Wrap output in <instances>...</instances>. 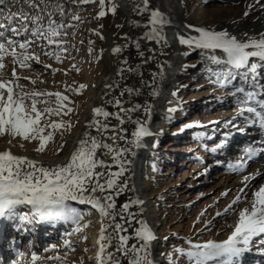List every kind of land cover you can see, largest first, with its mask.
Masks as SVG:
<instances>
[{"label":"snow or ice","instance_id":"obj_1","mask_svg":"<svg viewBox=\"0 0 264 264\" xmlns=\"http://www.w3.org/2000/svg\"><path fill=\"white\" fill-rule=\"evenodd\" d=\"M130 3V11L143 20V23L141 20H131L130 23L132 27L141 29L142 35L135 38L125 35L124 39L134 46L140 62L133 66L128 58L120 60L123 67H117L115 76L121 81L128 79L125 72L139 77L138 86L121 84L115 79L104 85L109 90L105 92L108 99L101 97L102 104L91 109L83 132L63 162L45 164L14 153L10 147L0 149V229L6 223H11L17 230L25 223L55 225L63 222L70 225L60 235V243L42 246V253L53 252V255L45 256L34 250L30 254L16 251V258L9 264H68V254L75 251L76 241L72 237L89 226L91 221H85V217L93 215L98 217L100 227L94 245L95 254L88 257L89 260H94L95 264H160L153 250L157 237L143 217L144 201L132 196L118 202L117 197L128 191L135 193L134 186L129 188L133 158L138 150L146 147L145 138L163 132L161 129L160 133H154L149 127L152 106L148 101L138 102L133 97L144 95L142 89H148V96L158 95L156 79L164 76L163 65L157 62L158 71H149L150 80L145 79L142 66L155 60V56L153 48L142 49L140 41L168 46L164 29L171 25V20L165 12L151 5V0H130ZM254 3L264 7L260 0H254ZM91 4L99 8L95 18H102L107 13L115 15L120 7L118 0H107V3L106 0H0V138L7 137V145L11 146L15 140L23 149L24 142L35 141L34 151L44 153L59 132L62 142L54 154L58 156L64 149L67 141H63V131H70L73 125L63 117L74 111L70 106L74 102L61 91L26 89L21 80L30 81L33 86L37 81L18 75L17 66L33 70V63H42L41 55L61 63L69 53V30L74 39L84 22L79 15L83 10L81 6ZM24 5L32 11H25ZM66 5L75 6L76 14H72V8ZM13 6H18L15 11ZM251 8L253 4L246 6L245 17L249 14L247 9ZM187 28L193 34L175 33L178 43L200 50L207 60L218 66L219 70L212 72L215 76L213 83L220 87L231 85L234 89L231 96L236 104V117L241 119L243 126L237 127L231 121L225 124H231L240 133L245 132V126H258L264 130V83H261L264 76L259 71L264 68V30L244 31L237 35L210 26L188 25ZM89 31L104 39L96 30ZM88 43V53L91 54L93 41ZM71 47L79 51L74 44ZM128 47V43L117 45L111 53L118 55ZM103 51L101 49L96 55L97 61L102 58ZM146 52L149 55L146 56ZM9 64L12 65L11 72L6 74ZM43 68L45 71L51 69L53 74L62 71L48 63H44ZM237 78L241 82L239 85L233 83ZM86 87L85 84L65 86V91L79 94ZM106 106H111L113 111L107 110ZM168 111L175 112L176 108ZM194 127L202 125L199 122L185 123L178 131ZM230 135V132L225 133L219 143L206 150L223 151ZM193 136L203 138L204 133H194ZM241 151V157L227 163L228 171L243 174L250 161L264 156V139L259 141V146L248 144ZM153 170H156L155 166ZM262 175L264 173L259 170L241 175V186L230 202L217 210L212 219H204L202 228L195 229L196 232L211 231L215 228L214 221L219 218L224 223L218 231L230 230L226 238H211L203 242L182 238L184 246H173L171 251L158 255L167 264H179L181 260L184 264H243L244 255L253 248L264 253V180L255 186L251 183ZM227 195L228 190L220 193L221 197ZM134 206L135 211L132 210ZM205 211L197 216L194 227ZM231 217L235 218L229 222ZM61 249L63 255L60 254ZM80 264H83V259Z\"/></svg>","mask_w":264,"mask_h":264},{"label":"rangeland","instance_id":"obj_2","mask_svg":"<svg viewBox=\"0 0 264 264\" xmlns=\"http://www.w3.org/2000/svg\"><path fill=\"white\" fill-rule=\"evenodd\" d=\"M161 2L164 3L163 5L166 3L165 0H161ZM118 3L120 4L121 0H118ZM170 4L179 15L181 14V18H187L196 23L204 21L207 26L217 30L221 29L215 27L214 23L223 17L224 10H229L234 14H242L246 10V6H237L234 9L229 1L223 2L222 0H170ZM16 7L18 6H13L12 10L15 11ZM23 7L25 11H32L27 5ZM66 7H71L72 14H76L75 6L66 5ZM81 7L83 10L79 12V15L84 22L77 30L74 39L71 37V30H69V53L65 54L61 63H56L54 59L41 55L42 63L39 65L33 63V70L21 69L17 66L18 75L21 77L29 76L37 81L33 86L30 81L21 80L26 89L30 90L35 87L38 90L61 91L63 94L69 95L74 102L70 105L74 111L69 116L63 117L64 120H70L73 125L70 131H63V141H67L73 135L81 122L95 83L105 76L104 65L106 61L110 62L108 70L113 71L122 55L121 52L112 57L110 61L106 53L110 41L116 45L119 44L126 19V12L121 4L115 15L107 13L102 18H95L99 11L98 5L91 4ZM199 12L205 16L203 19H199ZM136 18L141 20L140 16ZM142 21L141 23H143ZM232 24L234 23L232 22ZM100 27L103 29V33L100 31ZM89 30H96L104 39H100L99 35ZM178 31L181 34L183 32L181 28L177 29ZM230 32L239 35L244 31ZM81 40L83 43H80ZM89 40L93 41L91 54L88 53ZM73 44L79 51L71 47ZM167 47L181 57L182 63L178 74L181 78L175 81V77L178 75L173 77V85L167 92L166 103L161 109L162 114L155 121V127L159 133L161 129L163 132L149 140L147 158L141 169V183L145 189L143 198L149 201V212L153 217V224H156L153 231L158 238L155 244V248H157L155 252L157 253H167L172 250L173 246H184L182 238L190 237L193 242H203L206 239H216L221 235H227L226 229L222 232L218 231L220 228L216 226V221L220 220L219 218L214 221L215 228L211 231L196 232L195 229L202 228L204 219H212L215 212L227 205L240 187L238 184L232 188H224L227 186H225L226 178H230L232 175V172L227 170V163L230 160L235 162L239 158L234 153L237 149L235 146L239 145L240 141L234 142L231 148L226 147L223 151L211 152L206 149H211L216 143H219L224 133L228 131L239 138L250 137L252 134L248 126H245L244 133H240L232 128L231 124H225L226 121H231L237 127L243 126L242 122H237L236 104L231 96L234 91L233 87L231 85L220 87L212 82L215 80L212 72L218 71V66L207 60V56L203 55L200 50L189 49L179 43ZM101 49L104 50L102 58L97 61L95 57ZM44 63L51 64L53 68L62 71H57L55 74L51 72V69L45 71ZM11 67L12 65L9 64L6 74H10ZM259 71L264 76V68L259 69ZM37 74H39L38 79ZM233 83L239 85L241 82L237 78ZM79 84L87 86L79 94L65 91V86L78 87ZM173 92L176 93L175 96L172 95ZM169 108H176L170 119L166 115ZM54 118L60 119L59 117ZM190 122H199L202 127L185 129L183 132L178 131L183 124ZM199 132H203L204 137L194 138L193 134ZM173 133L176 134L173 135ZM6 141L7 137L0 138V145H6L20 153L23 151L30 152L48 161L57 157L54 154L55 149L62 142L61 134L57 132L54 141L49 142L46 146L45 152L37 153L34 151L37 146L35 141L24 142L23 149L15 140L11 146L7 145ZM153 143L156 144L155 147L152 146ZM66 152L67 143L58 157L64 156ZM217 161H221V163H217ZM153 166H155V171ZM225 190H228V195L221 197L220 193ZM209 205L212 207H208ZM78 207L84 208L85 206L78 205ZM202 210H206L205 214L200 217V222L196 223L194 227L193 222L196 221ZM94 217L95 215L86 216L85 221H91V223L72 237L76 241L75 251L68 254V264H80L81 259H83V264H93L88 259L89 255L84 249L89 250L91 245V226ZM61 223H58L57 229L47 227L46 222L34 223L40 226V231L37 230L40 235L36 234L37 232L20 231L17 236H14L8 233L4 234V228H2L0 230V237H2V239L0 238V261L3 264H9L11 259L16 258V251L30 254V251L34 250L45 256L53 255V252L42 253V246L53 242L60 243V235L66 228H70V225ZM42 231L43 233H41ZM83 237L87 239H83ZM164 237L167 239L165 240ZM60 254L63 255V249H61ZM159 260L160 264H167L163 257L159 256ZM179 264H184V261L181 260Z\"/></svg>","mask_w":264,"mask_h":264},{"label":"bare ground","instance_id":"obj_3","mask_svg":"<svg viewBox=\"0 0 264 264\" xmlns=\"http://www.w3.org/2000/svg\"><path fill=\"white\" fill-rule=\"evenodd\" d=\"M166 3L165 5L162 4L161 0H151V5L158 7L162 12H165L171 20V25L169 26H165L164 32L166 35V38L168 40V45H177L178 41L175 37V33H177V29H182V34H193L191 29H188L187 26L188 25H194V26H207V24L203 21V22H194L191 21L187 18H181L180 15L178 14L177 10L174 9L173 7H171L170 4V0H165ZM223 2H228L232 4L233 8H237V6H247L248 4H253V8L251 9H247L249 14L248 16H244L243 13L242 14H234V12H231L229 10H224L223 13V17L219 18L215 23L214 26L215 27H219V29L222 30H230V31H237V32H241L243 31H248V32H259L264 30V7H260L259 5H256L254 3V0H222ZM121 6L123 7V9L126 12V19H125V23L123 25L122 31H121V37L119 40V44L118 45H123L125 43H128L129 47L127 49H124L122 51V55L120 60H123L124 58H128V62L130 65H135L137 63L140 62L139 58L136 56V50L134 48V46L130 43L129 40L124 39V36L127 35L128 37L131 38H135L136 36L142 35V30L141 29H136L134 27H132L130 21L131 20H137V16L135 13H132L130 11L131 8V3L130 0H121ZM260 4L264 5V0H260ZM237 15V16H236ZM199 19H203L205 16L202 14V12L198 13ZM236 16V17H234ZM225 18V19H223ZM143 22V21H142ZM208 22V21H206ZM232 22L234 24H232ZM100 31L103 33V29L100 27ZM180 31V30H179ZM178 31V32H179ZM141 45H142V49L147 48V47H151L153 48V55L155 56V60L150 61L148 64L143 65L142 66V71L144 72L145 75V79H149L150 77L148 76V72L152 71V72H156L158 71L157 69V62H159L160 64L163 65V70H164V76L163 77H157L156 79V87H157V92L158 95L155 97H151L147 95V91L148 89H142V91L145 93L142 96L139 97H133V99L135 101L138 102H143V101H148V103L152 106L151 107V115L150 117H148L149 120V127L151 128V130L154 133H159V131L157 130V128L155 127V121L158 119L159 115L162 114L161 109H163V106L166 103V94L169 91V89L171 88V86L173 85V77L177 76L180 73V64L182 63L181 61V57L178 56L177 54L173 53L171 51L170 48H168L167 46H162L161 44H156L155 42H147V41H140ZM117 46L116 44L112 43L111 41L109 42V45L106 49V53L107 56L109 58V60L111 61L112 57H114V55L111 53V49L113 47ZM145 55H149L148 52L145 53ZM119 60V61H120ZM167 62V63H165ZM110 62L106 61V64L104 65V70H105V76H103V79H100L99 81H97V83H95V87L93 88V92H91V96L88 100V104L86 105L85 109H84V116L81 119V122L79 123L77 129L75 130V132L73 133V135L67 140V152L64 156L61 157H55L52 158L51 160H43L42 157L37 155H34L30 152H19L16 150H13L10 148V150L14 153H19V154H23V155H27L29 157L38 159L42 162H44L45 164H52L54 162H63L64 160L67 159L68 154L70 152V150L74 147V142L75 140L81 135V133L83 132L86 123L88 121V119L91 116V109L93 107L99 106L102 104V100L101 97H104V99H108L107 96H105V92H108V89L104 88V85L106 83H112L113 80L115 79V81H117L118 83H126L129 86H138V81H139V77L133 76L127 72H125V75L128 77L127 80L121 81L120 77L115 76V73L117 71V67H123V65H120L118 63V65L115 67V69L113 71H109L108 70V66H109ZM263 76V75H262ZM181 78V76H177L175 77V81H178ZM190 81V79H189ZM188 81V82H189ZM261 83H264V79L261 80ZM118 94V93H117ZM127 106V105H125ZM107 110L109 111H113L111 106H106ZM166 115L171 117L172 112L170 113L168 110L166 111ZM237 122L241 123V119L238 117L237 118ZM113 123H115V121H113ZM249 129L251 130L250 133L251 136L250 137H243V138H239L237 136H234L231 133V135L228 137V145L227 148H231V145L234 144V142L236 141H240L235 147L236 152L234 153L236 157H241L243 155L241 149L242 147L248 145V144H253V145H257L259 146V141L264 139V130H261L258 126H249ZM91 131L95 132V129H92ZM226 133H229L226 132ZM225 134V133H224ZM223 135V134H222ZM152 137H147L145 138V144L146 147L143 149L138 150L137 152V156L133 158V164L131 166V176H130V181H129V188L131 187H135L136 191L135 193L128 191L126 193H124L121 197H117L118 202H123L124 200L128 199L129 197L132 196H138L140 199H142L144 201V213H143V217L147 220V222L150 224L151 228L154 230L155 228V223L153 224V217L150 214V203L147 200H144L143 198V194H144V187L143 184L141 183L142 181V177H141V169L146 161L147 158V152H148V144H149V140ZM110 142V141H109ZM170 144V143H169ZM7 147L6 145H0V149H3ZM228 153V152H227ZM232 154V155H234ZM223 155V154H222ZM252 163V164H251ZM115 170V169H114ZM259 170L261 173H264V156H260L258 158H256L254 161H250L246 167V171L243 174H248L254 171ZM243 174H236V173H232L230 178H226L225 180V186L224 188H232L233 186H241L240 185V178L241 175ZM237 178H234L236 177ZM262 180H264V175L262 176H257L255 178V180H253L251 183L253 184V186L259 184L260 182H262ZM133 211H135V206L132 209ZM235 217L231 218L229 220V222H231L232 219H234ZM92 228H91V245L89 246V250H87V253L89 255V257L94 256L95 254V241L98 237V229L100 227V221L98 219L97 216H95L94 218H92ZM217 224L216 226L218 228H221L222 224L224 223L221 220L216 221ZM42 226V224H41ZM47 227H52L53 226L56 228L58 227V223H56L55 225H46ZM45 226V227H46ZM4 228V233H8V234H12L14 236H17L19 234V231L24 230L25 228L21 227L19 230H17L15 227L13 228H9L8 227V223L5 224ZM43 228V227H42ZM59 229V228H58ZM29 232H37L40 231V226L34 225L31 226V228H28ZM227 230V235L229 234L228 231H230L229 229ZM39 232H37L38 234ZM43 233V231L41 232ZM155 233V232H154ZM40 235V234H38ZM221 235V234H220ZM221 235L220 237H217L216 239H223L226 238V236ZM158 238L156 241L153 242V250L154 253L157 254L156 258L159 260V255L156 251L157 248H155V244L157 243ZM93 262V264H95L94 260H91ZM160 262V260H159ZM243 264H264V255L260 252L257 251L255 248L246 253L243 257Z\"/></svg>","mask_w":264,"mask_h":264}]
</instances>
